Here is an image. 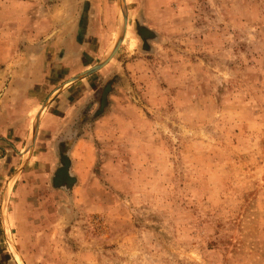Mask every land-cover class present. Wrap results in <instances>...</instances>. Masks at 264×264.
Listing matches in <instances>:
<instances>
[{
  "label": "rangeland",
  "instance_id": "374dc122",
  "mask_svg": "<svg viewBox=\"0 0 264 264\" xmlns=\"http://www.w3.org/2000/svg\"><path fill=\"white\" fill-rule=\"evenodd\" d=\"M0 263L264 264V0H0Z\"/></svg>",
  "mask_w": 264,
  "mask_h": 264
},
{
  "label": "water",
  "instance_id": "95a60500",
  "mask_svg": "<svg viewBox=\"0 0 264 264\" xmlns=\"http://www.w3.org/2000/svg\"><path fill=\"white\" fill-rule=\"evenodd\" d=\"M127 21H128V16H127V14H125V16H124L123 34H122V36L120 37V39L118 40L117 44L115 45V47H114L112 53H111L110 56L107 58V60L104 61V62L101 63V64H98V65L94 66L93 68L87 70L86 72L81 73L80 75H77L76 77H73L72 79H70V81H73V80L77 79L78 77H80V76H82V75L88 74V73H90V72H92V71H94V70L99 69L100 67H102V66H104L105 64H107V63L113 58V56L115 55V53H116L117 50L119 49V47H120V45H121V43H122V41H123V39H124L125 33H126V31H127ZM34 141H35V140H34ZM0 264H1V263H0Z\"/></svg>",
  "mask_w": 264,
  "mask_h": 264
},
{
  "label": "crops",
  "instance_id": "0c3cea01",
  "mask_svg": "<svg viewBox=\"0 0 264 264\" xmlns=\"http://www.w3.org/2000/svg\"><path fill=\"white\" fill-rule=\"evenodd\" d=\"M72 28H74V29H76L77 30V25L75 26V27H72ZM60 30L62 29V27L61 28H59ZM73 43H71V45H72ZM64 139V138H63Z\"/></svg>",
  "mask_w": 264,
  "mask_h": 264
}]
</instances>
